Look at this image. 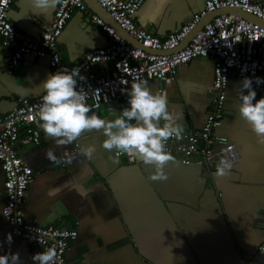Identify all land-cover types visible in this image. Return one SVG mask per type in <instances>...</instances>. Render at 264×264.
Masks as SVG:
<instances>
[{
  "label": "crops",
  "instance_id": "crops-1",
  "mask_svg": "<svg viewBox=\"0 0 264 264\" xmlns=\"http://www.w3.org/2000/svg\"><path fill=\"white\" fill-rule=\"evenodd\" d=\"M57 4L58 0L42 12L32 0H13L9 18L20 41L37 40ZM203 8V0H145L135 20L167 37ZM101 17L109 23L110 17ZM108 41L92 16L75 11L59 38L64 66H74ZM8 53L0 40V114L21 100L42 96V81L52 72L48 57L32 55L9 69ZM214 67V58L198 57L180 66L172 79H145L152 91L163 89L183 132L200 130L205 123ZM112 69V64L100 63L92 74ZM240 81L230 75L225 115L217 130L236 144L241 156L228 175L183 165L173 156L165 165L167 178L152 179L153 165L136 157L130 162L124 154L114 160V150L101 146L105 137L100 129H85L71 144L59 146L41 129L40 145L19 146L20 155L35 171L25 195V217L44 226L78 229L66 264H264V143L239 113ZM90 108L106 120L115 119L123 109L121 102L116 112ZM89 145L95 148L91 158L80 151ZM49 148L58 163L46 158ZM65 152L73 156L71 162ZM4 180L0 163V253L19 252L20 264H34L31 254L43 249L13 234L10 244L5 240L11 224L3 215Z\"/></svg>",
  "mask_w": 264,
  "mask_h": 264
},
{
  "label": "built area",
  "instance_id": "built-area-1",
  "mask_svg": "<svg viewBox=\"0 0 264 264\" xmlns=\"http://www.w3.org/2000/svg\"><path fill=\"white\" fill-rule=\"evenodd\" d=\"M110 17L143 47H135L126 41L116 29L100 15L93 13L84 0H58L51 22L44 25L37 40L22 42L17 29L9 18L13 0H0V40L9 50L7 65L15 69L26 56L50 59L51 71L64 66L59 48V38L75 11H82L97 23L109 37L106 45L88 51L72 67H78L84 81L87 103L94 109L104 108L116 112L120 97L130 89L133 78L172 79L179 67L198 57L215 59L214 78L208 93L211 106L200 130L183 132L180 139L169 138L165 149L183 165H201L208 171L216 169V163L227 156L232 164L240 161L239 150L227 136L217 133L225 115L226 88L234 73L239 80L243 76L264 77V28L234 13L215 16L205 24L184 48H177L207 14L236 8L264 20V3L254 0H203L204 8L192 15L167 37H160L137 24L135 16L145 0H96ZM147 48V50L145 49ZM232 64L229 66L228 61ZM100 63H110L109 73L95 76L92 69ZM69 67L68 69H71ZM242 69H244L242 71ZM255 86V85H254ZM257 96L264 91V84L257 89ZM159 92H163L160 88ZM42 96L24 99L5 114H0V163L5 175L6 202L4 218L11 224V232L29 244L45 250L55 246V264H66L69 243L78 236V229L60 228L56 225H40L28 220L23 211L28 186L35 179V171L19 153V146H38L42 142L37 110ZM23 130L24 133H21ZM122 155V154H121ZM130 162L135 157L124 154Z\"/></svg>",
  "mask_w": 264,
  "mask_h": 264
},
{
  "label": "clouds",
  "instance_id": "clouds-1",
  "mask_svg": "<svg viewBox=\"0 0 264 264\" xmlns=\"http://www.w3.org/2000/svg\"><path fill=\"white\" fill-rule=\"evenodd\" d=\"M56 3L57 0H32L34 8L42 12L55 7ZM228 64L231 66L232 61L229 60ZM85 79L78 67L68 69L62 66L42 81L43 94L37 116L45 135L54 138L59 146L71 144L85 129H100L105 137L101 146L109 152L114 150V160L121 154H129L154 166L152 179H166L165 165L173 156L165 149V143L171 137L180 139L184 131L183 125L169 111L166 95L152 91L145 79L133 78L125 93L126 106L115 119L106 120L91 110L85 91L77 87L78 80ZM261 84H264V77L243 76L237 96L240 115L250 124L258 140L264 143V96L257 98L256 91ZM80 151L91 158L95 148L89 145ZM45 156L52 162H59L51 148ZM65 157L68 162L73 158L68 152ZM232 166V161L222 156L216 163L215 174L228 175ZM5 240L11 243V232L6 234ZM56 257L55 246L31 254L34 264H55ZM20 260L19 252L0 253V264H20Z\"/></svg>",
  "mask_w": 264,
  "mask_h": 264
},
{
  "label": "water",
  "instance_id": "water-1",
  "mask_svg": "<svg viewBox=\"0 0 264 264\" xmlns=\"http://www.w3.org/2000/svg\"><path fill=\"white\" fill-rule=\"evenodd\" d=\"M87 5L89 6L90 9H92L95 13L99 14L100 16H105V17H110L109 13L96 1V0H84ZM224 13H234L236 15H239L242 18H245L249 21H253L254 23H258L261 27L264 28V20H262L261 18L247 13L241 9H236V8H224V9H220L214 12H211L209 14H207L204 18H202V20L196 25V27L192 30V32L185 38L184 41L181 42V44L170 51H165L163 53H172L175 51H178L182 48H184L186 45H188V43L191 41L192 37L205 25L207 24L211 19H213L215 16L217 15H221ZM191 19V18H190ZM109 24L112 25L116 31L124 38L126 39L127 42H129L131 45L135 46V47H143L135 38H133L132 36H130L125 30H123L111 17L109 19ZM147 50V48H145ZM264 55V54H263ZM120 102L122 104V107L126 106L127 104V97L124 94H122V96L120 97Z\"/></svg>",
  "mask_w": 264,
  "mask_h": 264
}]
</instances>
